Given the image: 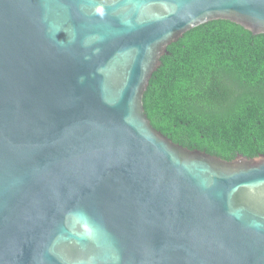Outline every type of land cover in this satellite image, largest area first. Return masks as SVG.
Returning a JSON list of instances; mask_svg holds the SVG:
<instances>
[{
	"label": "water",
	"instance_id": "1",
	"mask_svg": "<svg viewBox=\"0 0 264 264\" xmlns=\"http://www.w3.org/2000/svg\"><path fill=\"white\" fill-rule=\"evenodd\" d=\"M264 0H0V264H264V154L156 129L167 46Z\"/></svg>",
	"mask_w": 264,
	"mask_h": 264
},
{
	"label": "trees",
	"instance_id": "2",
	"mask_svg": "<svg viewBox=\"0 0 264 264\" xmlns=\"http://www.w3.org/2000/svg\"><path fill=\"white\" fill-rule=\"evenodd\" d=\"M173 142L230 160L264 154V33L210 20L167 46L143 95Z\"/></svg>",
	"mask_w": 264,
	"mask_h": 264
}]
</instances>
